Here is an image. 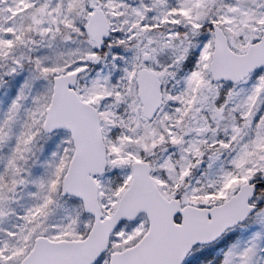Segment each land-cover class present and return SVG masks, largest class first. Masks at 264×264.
Here are the masks:
<instances>
[{"label":"snow or ice","instance_id":"1","mask_svg":"<svg viewBox=\"0 0 264 264\" xmlns=\"http://www.w3.org/2000/svg\"><path fill=\"white\" fill-rule=\"evenodd\" d=\"M0 264H264V0H0Z\"/></svg>","mask_w":264,"mask_h":264}]
</instances>
